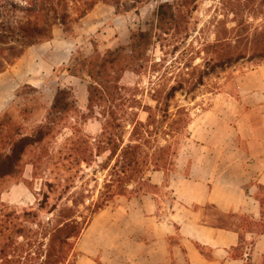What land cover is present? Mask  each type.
Masks as SVG:
<instances>
[{"label": "rangeland", "instance_id": "rangeland-1", "mask_svg": "<svg viewBox=\"0 0 264 264\" xmlns=\"http://www.w3.org/2000/svg\"><path fill=\"white\" fill-rule=\"evenodd\" d=\"M246 1L153 0L137 14L125 15H119L114 7L100 3L87 14L90 16L83 22L76 21L67 30L59 23L55 24L52 39L56 42L66 37L70 42L69 48L63 49V44L56 45V50L54 44L46 45L41 51L24 48V53L32 50L30 54L28 52L29 65H18L17 69L22 68V72L30 70L35 74L32 76H40V80L36 87L22 88L19 97L13 100L7 110H14L15 114L23 111L20 123L26 135H31L42 123L49 124L47 126L53 129L41 145L45 149V159L36 172L37 181L31 183L36 197L34 205H0V250L5 244L4 240L11 236L10 247L0 253V264H42L49 250V236H46L42 226H47L56 212L65 206L75 210L78 220L86 228L97 215L92 214L96 205L105 204L104 210H109L122 196L130 198L152 191L147 181L148 173L154 170L150 160L146 166L141 164L139 170L142 169L143 173L132 177L128 186L121 179L122 171L127 169L125 160L121 158V148L130 141L133 130L131 122L117 132L115 138L112 137L114 144L122 143L115 157L108 160L110 151L97 156L98 146L111 149L114 144H108L107 139L110 137L102 131L105 122L100 114L102 110L79 109L86 92L84 87L79 89L76 80L69 78L66 71L69 62L63 64L69 58V51L73 50L72 55L80 53L89 56L96 51L103 54L108 50V45H128L132 31L152 28L156 10L161 3L183 2L184 7L180 10L183 18L178 34L165 35L154 30V43L142 68H137V72L124 73L120 82L126 88L125 93L128 96L135 95L138 100V109L129 111L136 113L141 122H146L149 116L147 111L150 112V144L153 147L158 143L170 147L169 154L162 156L164 160L166 158V163L162 161L165 163L164 170L171 171L175 169L176 158L191 145L185 122L189 119L192 121L201 110L215 108L226 92L238 98L237 78L264 65L263 59L253 55L264 46V6L262 12L252 15L244 8ZM129 2L121 0L124 5ZM68 5L70 14L75 16L74 8L77 6L71 2ZM239 20H243L245 26L242 31L234 32ZM217 41H227V50L222 59L206 52L208 46ZM239 52L243 53V58L234 61ZM38 56L54 66L44 76L41 75L40 67L35 68ZM228 57L233 58V66L227 64ZM37 70L39 73L36 74ZM68 84H75V87ZM60 87L71 88L74 95V88H78V110L69 113L56 110L47 116L45 110L53 105L55 89ZM144 107L151 110H143ZM216 108L223 110V107ZM138 137L137 133L135 139L138 140ZM77 147L87 151L85 156L89 163L77 161L78 157L74 154ZM33 150L28 160L38 161L40 151L38 148ZM143 151L142 161H145L146 155L153 151L149 148H143ZM4 185H9L7 180ZM17 230L23 236L13 237L15 235L12 232ZM259 230L264 231V224ZM79 238L70 240L71 250L63 264H75V247Z\"/></svg>", "mask_w": 264, "mask_h": 264}, {"label": "crops", "instance_id": "crops-1", "mask_svg": "<svg viewBox=\"0 0 264 264\" xmlns=\"http://www.w3.org/2000/svg\"><path fill=\"white\" fill-rule=\"evenodd\" d=\"M53 44L54 50L60 44L70 47L63 37L29 49L41 51ZM72 51L63 64H70ZM28 52L0 73V116L9 111L20 88L39 83L40 76L17 69L29 65ZM49 62L36 58L41 75L53 70ZM69 76L85 89L79 104L85 110L88 83ZM236 81L238 98L226 92L216 105L223 110L215 107L194 115L187 127L191 145L176 158L174 170H152L147 175L152 191L122 196L96 215L76 244L75 264H264V231L259 230L264 224V65ZM34 174L28 160L22 177L37 181ZM0 200L15 207L34 205L36 197L27 184L13 182L4 185Z\"/></svg>", "mask_w": 264, "mask_h": 264}, {"label": "trees", "instance_id": "trees-1", "mask_svg": "<svg viewBox=\"0 0 264 264\" xmlns=\"http://www.w3.org/2000/svg\"><path fill=\"white\" fill-rule=\"evenodd\" d=\"M153 0H130L127 5L121 3V0H0V73H3L8 67L13 66L16 61L24 54V48H31L41 44L43 41L52 39L53 27L59 23L65 30L72 24L84 18L98 4L103 3L115 8L116 13L125 15L128 13L137 14L141 9L150 4ZM70 2L77 6L74 8L75 16L69 12ZM264 0H247L244 5L245 10L250 14L256 15L262 12ZM184 7L183 2L180 4L161 3L155 13V24L150 30L139 29L132 31L128 45L120 46L114 50L108 49L103 54L97 51L89 56L80 53L73 55L70 64L66 67L69 75L80 78L88 83V107L87 110L92 111L99 108L101 115L105 119L102 131L108 134L110 138L109 145H113L117 132L126 128L129 122L133 126L130 134V141L121 148V144H114L112 147H97V156H101L110 151L108 160H112L121 148V158L125 160L127 169L122 171L121 179L128 186L132 177L143 173L139 168L141 164L146 166L150 160L155 170H164L166 158L163 155L169 154L170 147L160 146L158 143L155 147L150 144L152 136L150 120V112L146 122L137 119V114L129 110H137L138 100L135 95H127L126 88L120 85L122 76L126 72H137V68H142V63L146 60L147 53L154 43V30L165 35H176L181 29L180 10ZM245 26L243 20L238 21V25L233 30L242 31ZM227 42V41H226ZM226 42L217 41L209 45L207 53H213L217 58L224 57V51L227 50ZM229 44V43H228ZM231 45V44H229ZM259 59L264 60V46L259 53L255 52ZM243 58V53L239 52L234 61ZM233 58H227V64L233 66ZM31 88L24 86L22 88ZM20 88L17 91L19 97ZM175 89V87L173 88ZM172 89V90H173ZM76 97L70 88H58L55 95L53 105L47 112V116L52 112L59 110L63 113H69L78 110L76 106ZM10 108V107H9ZM8 108V109H9ZM149 109L151 108H146ZM22 112L15 114L14 110L0 116V193L4 189V182L7 183H25L32 189V182H28L22 177V169L28 160L25 159L32 151L38 148L41 157L38 161H31L35 167V179H37V171L42 166L45 159V149L42 144L49 137L53 128L47 126L49 124H41L32 134H25L24 127L21 125ZM48 120V119H47ZM190 119L185 122V126H189ZM186 127V128H187ZM111 133V134H110ZM116 133V134H115ZM139 134L138 140L135 139ZM147 144H150L147 146ZM143 148H149L153 151L146 155V160L142 161ZM78 162L89 163V159L85 156L86 150L81 151L80 147L74 149ZM151 158V159H150ZM165 162H163V161ZM164 163V164H163ZM163 164V166H161ZM39 169V170H38ZM261 203L264 209V186L260 187ZM2 207H8L0 200ZM105 204L96 205L92 214H98L104 210ZM56 209H53L54 211ZM72 207L65 206L58 210L55 216L44 225L46 236H49V250L46 259L42 264H63L67 259V255L71 250V239H78L85 227L78 220ZM264 213V212H263ZM51 225V226H50ZM13 237L23 236L20 230L12 232ZM11 236L4 240L0 253L8 249L11 245Z\"/></svg>", "mask_w": 264, "mask_h": 264}]
</instances>
